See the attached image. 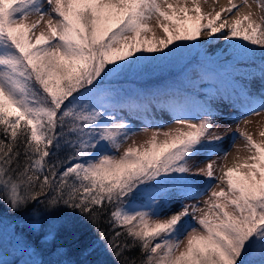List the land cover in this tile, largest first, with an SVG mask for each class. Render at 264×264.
<instances>
[{
	"label": "snow or ice",
	"instance_id": "1",
	"mask_svg": "<svg viewBox=\"0 0 264 264\" xmlns=\"http://www.w3.org/2000/svg\"><path fill=\"white\" fill-rule=\"evenodd\" d=\"M244 6L246 13L229 0L213 15L199 0L191 6L188 0H0V203L29 213L33 227L61 209L94 225L106 218L108 230L99 237L117 264H264V139L240 129L249 153L243 162L222 166L218 177L211 161L193 172L190 161L223 139L205 141L211 111L192 115L191 98L172 95L163 104L178 127L135 128L117 113L139 105L106 82L145 53L166 57L181 47L175 42L199 45L202 35L235 41L223 53L228 66L252 55L249 44L264 55V15L254 18L247 0ZM257 7L264 13V4ZM234 10L231 23L217 26L223 12ZM31 15L38 20L29 24ZM153 19L163 36L157 37ZM42 21L46 31L33 40ZM251 103L245 114L259 115L264 93ZM151 127L157 130L148 140L120 153L131 136ZM201 173L207 188L196 183ZM208 188L203 207L181 204L169 218H158L165 199H196ZM133 250L139 260L128 255Z\"/></svg>",
	"mask_w": 264,
	"mask_h": 264
},
{
	"label": "rangeland",
	"instance_id": "2",
	"mask_svg": "<svg viewBox=\"0 0 264 264\" xmlns=\"http://www.w3.org/2000/svg\"><path fill=\"white\" fill-rule=\"evenodd\" d=\"M219 2V0H199L202 10L204 13L212 12L214 15V11H219L221 8H226L229 6V1L226 2L218 8L215 7L216 2ZM174 2V0H172ZM183 2V0H181ZM189 6H191V0H188ZM239 5V4H238ZM47 6V5H45ZM240 11L242 13H246L249 11V9L245 8L243 9L242 6H240ZM235 16V10L229 14L227 12H223L221 16V20L217 22V26L219 23L224 22L225 20L228 21V23L232 22V19ZM47 16L45 17V21L47 20ZM254 18H259V16L254 15ZM38 20L37 15H31L29 16L27 23L31 24ZM206 23V21H204ZM151 25L153 27V30L155 31L157 37L163 36L162 30L156 25L155 19H153L151 22ZM47 25L45 22H40L38 26L34 29V34H32L33 40L35 39V35H39L40 32L46 31ZM226 30V29H225ZM148 37H151L152 33H146ZM219 35V34H217ZM199 45H194L197 43V41H178L175 42L176 44H180L181 47L179 49H174V51L169 54L166 57H160L159 53H145L143 54L146 59L141 60L140 62L134 64L131 69L120 73L118 75L110 76L106 78L107 81H119V80H134V81H142L145 80L148 81L153 80H162L168 77V73L175 72L176 78L183 79L185 77L190 78L189 82L191 86L196 85L198 88L196 91L201 97H198L197 100L201 102L202 104H207L211 102V106L216 105L215 102H217L218 96H221V86L219 85L218 81H216L212 76L207 75L205 73H198L196 72L193 76L190 75H183L184 73L192 74V68L194 64L199 60H204L205 58H208L212 56H223V53L226 50H231V44L235 41H228L226 42L223 39L217 40L215 37L208 38L206 36H200L198 37ZM175 45H170V47H174ZM248 47L252 51V55L245 59L243 64L246 63V60L250 58H254L257 56H260L262 58L261 63L264 64V55H262L261 47L256 45H248ZM167 51V49H165ZM137 55H141L140 53H137ZM255 59V58H254ZM134 78V79H133ZM173 83L172 80L166 79L161 83L162 89H167L169 86H171ZM118 84V83H117ZM210 84V85H207ZM213 84V85H212ZM220 98V97H219ZM225 106L223 107L226 111L231 112L233 106H237L238 104L232 100L226 99ZM251 107H247L244 109V111H248V109ZM192 109V115L193 111H196L194 107H191ZM154 112V111H153ZM120 115V114H118ZM175 115L174 112H172L170 109L166 107L163 117L162 118H156V113L153 115H150V119H144V124L148 125L150 123L157 124V123H163L164 127L160 129V131H167L169 128H175L178 127V125H175L172 123V117ZM129 117V122L131 125L135 128H143L144 125L140 122L135 121L134 118ZM241 119V118H240ZM239 119V120H240ZM147 122V123H146ZM196 123L199 122V120L194 121ZM242 123L235 128V124ZM240 129L247 130L250 132L254 139L257 141H260L261 139H264V137H261L259 133L261 131H264V113L258 115V116H251L248 121L240 122L238 120H230L222 119V121L219 122L218 125L215 126V131L209 132V134L205 137V141H207L208 137L213 138L215 136H221L224 138V136L229 135L233 131H237ZM157 129L155 127L149 128L147 132L138 131L135 133V135L131 136L127 143L123 144L120 149V153L124 151L125 148H127L129 145L132 144L133 141L136 142L137 145L144 143L146 140H148L152 134L153 131H156ZM160 140H163L164 137H159ZM224 145L221 147L219 151L217 150H209L211 147L215 148V145H210L209 147H205V149H201L200 153L193 158L192 161H190L191 165H196V167H192V171L196 172L198 168H204L206 165L211 161L213 162V170L214 174L218 177L221 174V167L222 166H232L234 162H243V158L247 157L249 153L244 149V141L242 138H240L239 134L237 136H232L228 140L224 141ZM207 151V152H206ZM227 152V157L224 158V153ZM119 153H117L118 155ZM210 157V159H209ZM239 158V160L237 159ZM246 169H241V172H245ZM196 182L203 183L204 187L207 188L209 181H207L203 174L201 173L199 176L195 177ZM213 188H215V183H213ZM220 187L226 188V184H221ZM202 188V189H203ZM211 188H208L207 191H204L202 195L197 197L196 199H181L179 194H175L171 199H165V201L161 204L159 211L162 212L164 215L158 217L160 219H167L170 217V215L175 214V212L179 211L181 209V204L183 205H199L200 207L204 206V201L208 199V196L211 193ZM215 190H219V188H215ZM139 206V204H137ZM189 211H191V208H189ZM199 215V213L197 214ZM186 222L188 224H194L195 221L185 218ZM6 227V226H4ZM17 234V233H16ZM16 234L14 235V229L12 226H9L8 228H0V243L2 241L9 242L10 248L12 251L8 249V251L0 252V264H24L26 261H28V264H36L34 262V259L36 260L37 257H39V250L34 249L30 244L24 242V241H16ZM14 237V238H13ZM181 239H184V236H181ZM14 240V241H13ZM181 247H183V244H181ZM27 250L30 252L32 258L28 256L26 257L24 253L27 252ZM105 260L109 259V255L105 254L103 256ZM20 258L23 260L20 261Z\"/></svg>",
	"mask_w": 264,
	"mask_h": 264
},
{
	"label": "trees",
	"instance_id": "3",
	"mask_svg": "<svg viewBox=\"0 0 264 264\" xmlns=\"http://www.w3.org/2000/svg\"><path fill=\"white\" fill-rule=\"evenodd\" d=\"M111 82L119 97L139 105L135 108L125 106L121 112L145 111V104H148L149 99L146 97L132 99L130 93L136 86L150 85V79ZM60 155L64 156L65 153L61 152ZM0 223L13 227L14 233H17L16 241H24L40 251L39 257L34 259L36 264H117L115 256L104 251V242L99 237L100 231L108 230L106 218H102L94 225L78 211L61 209L44 216L43 227H33L29 213L14 212L6 203H0ZM26 253L32 258L31 251L27 250ZM105 254L109 255L108 260L103 257ZM128 255L136 260L140 259L138 250H133ZM21 260L23 259L20 258ZM24 264H28V261Z\"/></svg>",
	"mask_w": 264,
	"mask_h": 264
}]
</instances>
